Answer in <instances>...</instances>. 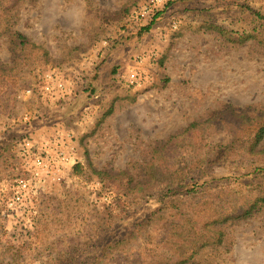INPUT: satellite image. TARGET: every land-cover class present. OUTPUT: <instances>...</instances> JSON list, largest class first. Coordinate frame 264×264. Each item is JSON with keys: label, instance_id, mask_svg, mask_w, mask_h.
<instances>
[{"label": "rangeland", "instance_id": "rangeland-1", "mask_svg": "<svg viewBox=\"0 0 264 264\" xmlns=\"http://www.w3.org/2000/svg\"><path fill=\"white\" fill-rule=\"evenodd\" d=\"M262 15L0 0V264H264Z\"/></svg>", "mask_w": 264, "mask_h": 264}, {"label": "trees", "instance_id": "trees-1", "mask_svg": "<svg viewBox=\"0 0 264 264\" xmlns=\"http://www.w3.org/2000/svg\"><path fill=\"white\" fill-rule=\"evenodd\" d=\"M261 18L264 19V15H262ZM22 38H23V37H22ZM263 139H264V115H263V119H262V121H261V123H260V125H259V127H258V129H257V131H256V133H255V135H254V139H253V142H252L251 147L254 148V147L258 146L259 143H260ZM188 186H189V185L184 184V185H180L179 188H177V187H175V188H170V189H168V190L165 192L164 196H174V195H176V194H178V193H180V192H191V191H192L191 189H187ZM168 203H169V202L166 201V202H165V205L168 204ZM259 205H261V206L264 205V197L257 199V200L251 205V207H250L249 209H247V210H246L245 212H243V213H240V214L237 215V216H238V217H239V216H242V215L247 216V215L251 214V213H252V212H253V211H254ZM224 220H227V218H224ZM221 235H222V232H219V233H218V236H219L218 239H219V240L221 239ZM195 253H196V250H193L191 256H193ZM186 261H187V258H184V259L180 260V263H184V262H186Z\"/></svg>", "mask_w": 264, "mask_h": 264}, {"label": "built area", "instance_id": "built-area-1", "mask_svg": "<svg viewBox=\"0 0 264 264\" xmlns=\"http://www.w3.org/2000/svg\"><path fill=\"white\" fill-rule=\"evenodd\" d=\"M155 1H156V2H159L160 0H152V2H155ZM148 9H149L148 6L144 7V10H143L144 14L147 13Z\"/></svg>", "mask_w": 264, "mask_h": 264}]
</instances>
